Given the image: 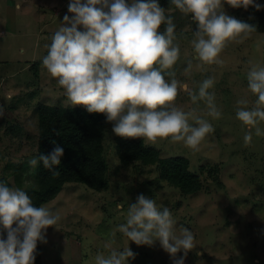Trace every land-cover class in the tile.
I'll use <instances>...</instances> for the list:
<instances>
[{
	"label": "rangeland",
	"instance_id": "rangeland-1",
	"mask_svg": "<svg viewBox=\"0 0 264 264\" xmlns=\"http://www.w3.org/2000/svg\"><path fill=\"white\" fill-rule=\"evenodd\" d=\"M69 3L0 0V179L8 180L10 187H36L38 164L31 167L29 161L38 159L39 106L74 107L42 64L63 17L72 15L68 13ZM158 3L176 26L174 43L180 53L170 71L192 91L213 77L214 86L209 91L215 95L221 117L208 116L205 103H193L181 88L176 106L208 120L214 129L199 145V151L170 138L155 145L142 138L135 140L159 150L161 158H186L202 188L182 195L160 179L159 166L122 164L116 150L118 136L111 126L103 141L108 166L106 189L95 192L82 184L68 183L54 200L42 205L61 219L46 229L47 242L41 243L37 264H94L98 252L107 254L105 245L109 242L118 250L129 246L135 254L129 264H173L159 241L151 246L137 245L117 230L126 222L128 206L139 194L153 199L161 210H170L177 234L181 227L193 233L196 247L188 252L185 264H264V136L253 135L245 146L247 128L236 117L237 100L246 99L251 107L257 99L248 89L246 76L249 62L264 66V0H254L262 6L259 11L254 6L236 9L224 5L226 14L255 25L257 31L242 42L228 43L219 56L222 64L203 66H199L191 43L196 29L191 15L181 13L169 1ZM165 27L162 25L161 31ZM189 63L192 67L186 72ZM189 122L194 124L191 118ZM259 126L264 130V122ZM9 163H21L20 186L8 171ZM215 166L218 176L213 181L208 169L213 171ZM182 255L177 253V257Z\"/></svg>",
	"mask_w": 264,
	"mask_h": 264
},
{
	"label": "clouds",
	"instance_id": "clouds-1",
	"mask_svg": "<svg viewBox=\"0 0 264 264\" xmlns=\"http://www.w3.org/2000/svg\"><path fill=\"white\" fill-rule=\"evenodd\" d=\"M170 3L181 13L190 14L196 25L191 43L199 66L222 64L219 56L228 43L242 42L257 31L255 25L226 14L225 4L236 9L254 6L257 11L262 7L254 0ZM68 13L71 17H63L42 64L63 89L70 105L103 114L116 136L142 138L153 145L170 138L171 142H183L192 151H199V145L214 131L213 126L181 110L175 102L183 88L193 103H205L208 116L220 118L215 95L209 91L215 81L208 77L199 84L198 91H192L170 71L179 59L180 49L174 43L173 19L166 16L158 0H70ZM162 25H166L163 31ZM249 63L247 85L257 99L251 107L246 99L236 102V117L247 128L245 146L253 135L264 136L259 126L264 122V66ZM191 67L189 63L185 71ZM63 155L64 149L56 145L50 153L31 159L29 165L36 167L41 161L56 176ZM60 219L49 208L34 206L26 191L0 183V264H34L37 242L46 243V229ZM174 224L167 207L161 210L153 199L139 194L128 206L126 222L117 230L137 245L151 246L159 241L173 264H185L188 252L196 247L195 238L185 227L177 234ZM105 248L107 254L98 252L94 264H129L135 258L129 246L118 250L109 242ZM180 252L183 255L177 257Z\"/></svg>",
	"mask_w": 264,
	"mask_h": 264
},
{
	"label": "trees",
	"instance_id": "trees-1",
	"mask_svg": "<svg viewBox=\"0 0 264 264\" xmlns=\"http://www.w3.org/2000/svg\"><path fill=\"white\" fill-rule=\"evenodd\" d=\"M111 126L103 114L88 113L83 106H39L37 158L40 154L50 153L56 145L64 149V155L61 164L56 167L59 172L56 176L38 161L36 187L24 189L34 206L39 207L54 200L68 183L82 184L95 192L106 189L108 166L103 141L105 131ZM116 150L119 161L124 165L140 162L144 166H159L160 179L179 190L182 195H191L202 188L199 176L189 170L188 160L184 157L161 158L156 148L145 146L135 139L119 136ZM20 164L7 165L17 186L21 185ZM8 174L6 172V176ZM208 175L213 177V181L216 180L217 167L215 166L213 171L208 169ZM0 183L11 186L8 180L0 179ZM41 243L37 242L34 264L38 263L41 256Z\"/></svg>",
	"mask_w": 264,
	"mask_h": 264
}]
</instances>
